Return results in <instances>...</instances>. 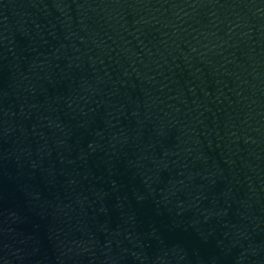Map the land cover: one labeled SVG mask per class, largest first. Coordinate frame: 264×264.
Masks as SVG:
<instances>
[{
  "label": "water",
  "instance_id": "95a60500",
  "mask_svg": "<svg viewBox=\"0 0 264 264\" xmlns=\"http://www.w3.org/2000/svg\"><path fill=\"white\" fill-rule=\"evenodd\" d=\"M0 264H264V0H0Z\"/></svg>",
  "mask_w": 264,
  "mask_h": 264
}]
</instances>
